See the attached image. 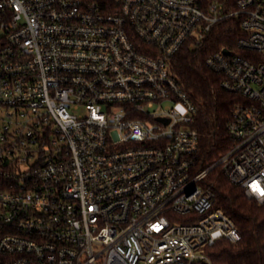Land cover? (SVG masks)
I'll use <instances>...</instances> for the list:
<instances>
[{"label":"built area","instance_id":"built-area-1","mask_svg":"<svg viewBox=\"0 0 264 264\" xmlns=\"http://www.w3.org/2000/svg\"><path fill=\"white\" fill-rule=\"evenodd\" d=\"M224 19L204 64L240 101L201 168L173 62ZM215 165L264 203V0H0V264H218Z\"/></svg>","mask_w":264,"mask_h":264},{"label":"trees","instance_id":"trees-1","mask_svg":"<svg viewBox=\"0 0 264 264\" xmlns=\"http://www.w3.org/2000/svg\"><path fill=\"white\" fill-rule=\"evenodd\" d=\"M201 6L217 4L223 12L234 8V0H197ZM240 36L238 22L224 19L207 34L197 48L184 47L174 58L173 69L189 92L196 107L193 128L199 139V166L214 165L232 146L226 125L240 96L224 91L220 76L204 64V59L223 47H235ZM215 194V206L232 218L241 239L231 242L218 239L207 248L211 260L218 264H264V203L247 198L240 186L228 181L220 165L209 174Z\"/></svg>","mask_w":264,"mask_h":264},{"label":"water","instance_id":"water-1","mask_svg":"<svg viewBox=\"0 0 264 264\" xmlns=\"http://www.w3.org/2000/svg\"><path fill=\"white\" fill-rule=\"evenodd\" d=\"M224 52H226V50L224 49Z\"/></svg>","mask_w":264,"mask_h":264}]
</instances>
